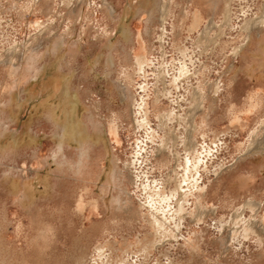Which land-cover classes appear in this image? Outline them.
Masks as SVG:
<instances>
[{
    "label": "rangeland",
    "instance_id": "rangeland-1",
    "mask_svg": "<svg viewBox=\"0 0 264 264\" xmlns=\"http://www.w3.org/2000/svg\"><path fill=\"white\" fill-rule=\"evenodd\" d=\"M132 1L0 0V264H264V48L234 52L245 43L242 25L264 16V0H218L215 11L208 0H163L164 30L156 22L150 37ZM12 48L21 52L17 69ZM139 55L150 60L144 73ZM59 71L70 75L80 117L92 112L103 130L115 124L109 157L100 144L86 155L76 143L59 148L65 116L51 111L62 89L48 94ZM212 82L216 101L204 118ZM195 88L203 112L191 120ZM255 144L262 151L243 156ZM110 161L131 174L139 214L114 208L122 192L105 175ZM151 188L164 197L150 205ZM153 211L171 236L156 230Z\"/></svg>",
    "mask_w": 264,
    "mask_h": 264
},
{
    "label": "bare ground",
    "instance_id": "bare-ground-1",
    "mask_svg": "<svg viewBox=\"0 0 264 264\" xmlns=\"http://www.w3.org/2000/svg\"><path fill=\"white\" fill-rule=\"evenodd\" d=\"M207 1V0H206ZM228 1V0H227ZM226 1V2H227ZM208 2H210L209 4L212 5V11H215L218 8V5L220 1L218 0H208ZM227 4L229 5V3L227 2ZM134 7V9H136V13H138L141 17L143 16V14H146L145 17V33L148 35V37H150L152 35V32L154 31V25L156 22L160 23L161 26V30H164V19L166 17V15L169 13V5L168 2L163 1V0H133L132 1V5ZM111 11L114 12V10ZM130 11V10H129ZM128 11V12H129ZM127 12V13H128ZM225 24H230V10L227 7V9L225 10ZM129 29V28H128ZM241 31L243 32L244 38H245V43L243 46H238L234 52H243L245 50V47L252 43V42H256L260 47V49L264 48V16L257 19L254 23H251L249 21H246L242 27H241ZM41 32V31H40ZM130 31L127 30V28H125L123 30V36L124 39H128V41L130 40ZM257 36V39L254 37ZM40 36V35H39ZM38 37V36H36ZM35 37V38H36ZM162 37L160 36V40ZM127 41V42H128ZM130 42V41H129ZM34 44V43H33ZM61 44V39L56 40L53 44V48L54 49V53H56V49H58L60 47ZM14 47V46H13ZM161 47H162V43H161ZM248 47V46H247ZM123 49V48H122ZM20 50V49H19ZM35 52V51H34ZM260 52V51H259ZM258 52V54L261 56V54ZM245 54V53H244ZM243 55V54H242ZM9 56L11 60H9L10 62L21 56V52L16 50L15 48H12L10 50H8L7 55ZM244 56V55H243ZM112 57H110V61L112 62ZM18 60V59H17ZM20 60V58H19ZM127 63H131L129 57L127 60H125ZM13 62V61H12ZM11 62V63H12ZM16 62V61H15ZM13 62V64L16 66V63ZM150 63V60L147 59L146 55H139L135 57V66H138L139 72L140 73H144L143 71L145 70V67L148 66ZM181 67V66H180ZM184 68V67H182ZM256 68V67H255ZM17 69V68H16ZM186 69V68H185ZM183 70V69H182ZM187 70V69H186ZM253 69H251L250 71H252ZM185 71V70H184ZM245 71V70H244ZM259 71V70H258ZM181 72V70H180ZM179 72V74H180ZM183 72V71H182ZM61 72H57L53 79L51 80V91L48 92V94L50 93V96H54L57 95V92L60 91L62 89V96L58 97V103L57 106L54 107L52 109V116L54 117H59L60 115H64L65 119L62 120L61 122H59L56 126L58 127V132H57V144L59 146V148H61L63 146V144L65 142L68 143H76L78 146H80L81 148V152L82 154L84 153L85 155L91 151V148H93V145L96 144H100L101 147L103 148V150L105 151V153L107 154V156H110V149H109V144H108V132H111L112 130H115V124L113 122L108 124V129H104L99 125L98 120L94 119V115L92 114V112L89 113L88 115V120L83 119L82 117H80V115L78 114V104L80 102V98L77 95V93L72 92V88H71V79H70V75L65 76V75H61ZM247 73V72H246ZM184 74V73H183ZM128 76V75H127ZM176 77V76H175ZM127 78V77H126ZM130 78V77H129ZM128 78V79H129ZM157 78V77H156ZM127 80V79H126ZM130 81V80H129ZM157 81V80H156ZM174 81V80H173ZM158 82V81H157ZM145 83V82H144ZM215 83V82H214ZM208 83V92L210 94H212L211 96V100H210V104L208 105V110L206 111V113L203 114L204 118H206V116H208L207 114H209V111H211L213 109V105L215 103V98H216V92L218 90V85L215 83ZM146 84V83H145ZM147 85V84H146ZM142 86V85H140ZM147 87V86H146ZM158 87V86H156ZM165 87V86H164ZM143 89V88H142ZM146 89V88H145ZM154 89V88H153ZM158 89V88H157ZM156 89V94L154 97L153 102L155 104L158 103V98L160 99V92L162 91L164 93V90L162 89ZM119 92L120 95L123 98V101H126V106L128 108V115L130 117L131 122L136 123V119L134 118V113H133V105H134V95L132 93V90L130 89V84L129 83H124L122 86H120L119 88ZM202 92V89H201ZM198 89H194L193 90V97H194V101L195 103L189 107L188 111H187V116L192 120V118H194L195 115H198L199 112L200 114H202L203 110L200 108V104H201V100H202V94ZM145 94V93H144ZM154 95V94H153ZM165 95V94H164ZM49 96V97H50ZM143 96V95H142ZM146 96V95H145ZM148 96V94H147ZM162 98V96H161ZM49 99V98H48ZM142 99H146V98H142ZM122 102V100H120ZM161 103V102H160ZM148 104V103H147ZM161 105V104H160ZM145 106V105H144ZM156 106V105H155ZM158 106V104H157ZM136 107V106H135ZM148 109V108H147ZM51 110V109H50ZM142 110V109H141ZM140 110V111H141ZM163 110V109H162ZM138 112V111H137ZM168 112V111H167ZM167 112H160V116L158 118H160L159 120L163 121L166 120V117L168 116ZM175 112V111H174ZM192 112V113H191ZM146 114V112H144ZM139 115V114H138ZM143 116V113L141 114ZM141 116V117H142ZM60 118V117H59ZM57 119V118H56ZM189 119V121H190ZM168 120V119H167ZM111 121V120H110ZM205 121V120H204ZM56 123V122H55ZM142 123H146V119L143 118ZM141 123V124H142ZM191 123V121H190ZM147 124V123H146ZM192 127V124H190ZM142 126V125H141ZM144 127H147L146 125ZM190 127V126H189ZM164 139V138H163ZM162 139V140H163ZM164 142V141H163ZM188 146L191 148H194V142L192 141V139L188 138ZM262 147L260 145H253L250 146L246 151H245V155H249L252 154L254 152H259L262 151ZM79 151V152H80ZM154 151V150H153ZM196 151V148L195 150ZM80 152V153H81ZM155 152V151H154ZM158 153H155L160 159V162H164L166 160V151L164 150L163 145H159L157 148ZM192 152V150L190 151ZM262 153V152H261ZM197 154V152H196ZM198 155V154H197ZM106 156V157H107ZM191 156V154H190ZM194 156V155H193ZM192 158V157H191ZM199 158V157H198ZM111 159V158H110ZM187 159H190L187 158ZM109 161V160H108ZM116 161V160H115ZM191 161V159H190ZM195 161V160H194ZM111 162V161H110ZM112 163V168L109 167V170H106V176L107 177H111L112 174H114V177L112 175V177L115 178L116 183L118 185V188L121 187L120 191L122 192V195L118 197V199H116V204L114 205V208H116V210L120 211H125V212H129L132 215H136L139 214V210H137L138 208H136L130 198V195L127 189V185L126 183H130L132 182V177L131 174H124V172L119 168V166L113 162ZM189 161H187L186 163H188ZM190 163V162H189ZM197 163H199V159H197ZM195 164V163H194ZM186 165V164H185ZM184 165V166H185ZM191 165V164H190ZM193 165V164H192ZM196 165V164H195ZM194 165V166H195ZM188 167V166H187ZM191 167V166H189ZM196 169L198 168L197 165L195 166ZM189 169V168H188ZM192 171V170H191ZM196 171V170H194ZM112 173V174H111ZM187 177V176H186ZM112 179V178H110ZM196 179V178H195ZM196 182V181H194ZM193 183V182H192ZM198 185V184H197ZM196 185V186H197ZM199 186V185H198ZM204 186V185H203ZM148 187V186H147ZM181 187V186H180ZM189 187V186H188ZM182 188V187H181ZM196 188V187H195ZM180 189V188H179ZM178 189V190H179ZM204 190V189H203ZM152 191V192H151ZM159 189H150V192L147 193L148 197L146 199L147 203L151 205V203H153L154 198H158L161 199L159 197H164V195L160 194ZM182 191V190H181ZM184 192V191H183ZM175 193V192H174ZM186 193V191L184 192ZM173 194V193H172ZM183 194V193H182ZM187 194V193H186ZM166 195V194H165ZM174 195V194H173ZM132 196V195H131ZM168 196V195H166ZM171 197V196H170ZM186 197V196H185ZM164 200V199H162ZM160 200V201H162ZM184 200V199H182ZM145 201V203H146ZM166 201V200H165ZM150 202V203H149ZM157 202V201H156ZM144 203V202H143ZM159 203V202H158ZM161 203V202H160ZM147 204V205H148ZM165 205V204H164ZM179 206V205H178ZM182 206V204L180 205ZM179 206V207H180ZM184 209V208H183ZM182 207L179 208V211L176 210V212H181V210H183ZM161 210V209H160ZM121 212V211H120ZM152 212V211H151ZM154 212V211H153ZM156 212V211H155ZM155 212L150 213L153 217H154V223L156 226V230H160L163 236H171L172 235V231L171 230H167L165 228L166 224H165V220L166 218H162L161 216H157L155 214ZM117 213V211H116ZM119 213V212H118ZM122 213V212H121ZM159 213V212H157ZM175 213V212H174ZM173 214V213H172ZM179 215V213H177ZM183 214V211L182 213ZM201 215V212H198L195 215V218H199ZM176 216V215H174ZM153 217H151L150 219L153 220ZM182 217V216H181ZM169 218V217H168ZM167 218V219H168ZM175 220V219H174ZM168 221V220H167ZM171 221V219H170ZM169 221V222H170ZM153 223V222H152ZM176 224L174 225L175 229H179V223H177V221L175 222ZM154 226V227H155ZM168 226V225H167ZM166 229V230H165ZM173 229V227H172ZM171 231V232H170Z\"/></svg>",
    "mask_w": 264,
    "mask_h": 264
}]
</instances>
